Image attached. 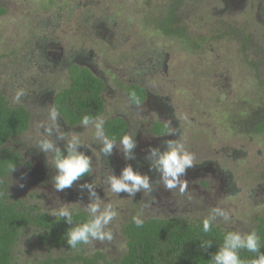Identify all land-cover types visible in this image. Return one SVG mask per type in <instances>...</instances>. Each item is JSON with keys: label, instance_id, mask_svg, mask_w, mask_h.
<instances>
[{"label": "rangeland", "instance_id": "rangeland-1", "mask_svg": "<svg viewBox=\"0 0 264 264\" xmlns=\"http://www.w3.org/2000/svg\"><path fill=\"white\" fill-rule=\"evenodd\" d=\"M172 1L0 0V93L11 107L22 106L30 115L28 131L6 145L22 156L6 178V194L56 218L51 211L65 204L74 213H86L91 201L88 189L80 186L95 184L98 196L118 216L108 226L113 239L92 241L83 248L84 256L100 252L107 262L120 259L126 250L122 226L138 214L143 221L202 222L213 207H221L230 210L231 220L218 217L213 226L241 233L264 220V136L254 130L264 110V0H184L167 15ZM166 16L173 20L166 28L178 35L164 33ZM71 62L104 83L102 118L128 123L136 145L130 155L137 149L144 158H157L150 151H166L169 140L194 153L195 165L181 177L188 184L184 194L158 184L159 173L135 166L121 144L114 145L113 167H107L92 126L70 129L58 120L63 139L57 133L46 137L37 128L53 107L51 94L67 88ZM131 85L146 92L139 106H132L126 95L125 87ZM18 89L25 96L17 103L13 98ZM155 124L165 125L168 133L152 134ZM41 136L60 150L77 136L82 142L78 151L91 160L90 177L56 192L53 153L40 151L36 143ZM150 163L155 169V161ZM129 166L150 178L156 189L152 206L144 208L152 197L143 192L129 199L126 193L117 196L108 190L107 175L119 177ZM22 173L27 177L23 188L18 186ZM62 256L68 255L27 230L12 258L14 264H35Z\"/></svg>", "mask_w": 264, "mask_h": 264}, {"label": "trees", "instance_id": "trees-1", "mask_svg": "<svg viewBox=\"0 0 264 264\" xmlns=\"http://www.w3.org/2000/svg\"><path fill=\"white\" fill-rule=\"evenodd\" d=\"M182 1L184 0H173L167 8V15H173ZM260 12L264 21V4ZM2 14L4 11L0 10V15ZM163 21V27L166 28L173 20L166 16ZM164 33L178 35V31L168 28ZM194 43L192 44L197 47ZM66 70L69 82L67 88L51 94L54 100L52 104L59 111L62 123L66 128H74L81 125V118L86 114L93 118H102L105 110L101 98L105 89L104 83L88 68L75 62L68 63ZM125 91L133 106H139L146 100V92L138 85L125 87ZM133 93L139 99V104L132 99ZM29 122L30 115L25 108L11 107L0 93V264H14L12 258L14 248L22 233L27 230L36 231L40 241L61 248L64 254L68 255L56 259L46 258L35 264H210L211 256L218 250L223 235L229 230L222 231L219 227L213 226L212 231L205 234L202 231V222L181 219H147L139 228L130 220L121 229L125 253L114 262H107L100 252L90 257L84 256L82 252L86 245H81L75 250L69 248L66 233L72 225L67 224L62 218L58 221V218L45 215L38 208L12 201L6 194V178L15 172H10L7 165L12 162L16 170L22 162L21 154L12 151L6 145L9 141L23 136L29 129ZM104 130L110 139H116L117 144L120 137L126 134L127 125L123 120L114 118L105 121ZM254 130L264 136V110L261 111ZM151 132L157 137L165 136L167 127L155 124ZM65 149L60 151L66 155ZM89 177L90 174L81 177L80 180ZM87 218L88 215L84 212L74 213L73 226ZM253 230L264 244V220H260ZM205 239H211L210 247H202V241ZM260 251L264 253V247H261ZM254 255L246 251L240 253L243 260H249Z\"/></svg>", "mask_w": 264, "mask_h": 264}, {"label": "clouds", "instance_id": "clouds-1", "mask_svg": "<svg viewBox=\"0 0 264 264\" xmlns=\"http://www.w3.org/2000/svg\"><path fill=\"white\" fill-rule=\"evenodd\" d=\"M25 96L23 89H18L14 95V102H20L21 98ZM132 99L139 104V99L133 93ZM60 113L55 106L48 110L47 120L39 122L37 128H43L46 137H51L54 133L58 134V138L63 139V134L60 132L58 120ZM188 119L187 115L183 117ZM104 120L101 117L93 118L90 115H84L81 118V126H92L94 129L93 138L102 142L100 151L104 155H110L114 145L115 138H109L105 134ZM172 133H169L171 135ZM42 138L37 140V146L43 153H53V164L56 169V175L53 177V188L56 192H62L70 188L73 182L80 180L81 177L89 175L92 171L91 160L88 156L78 151L81 145V140L77 136H73L66 145V155L55 145L52 139ZM119 143L123 147V151L132 158L130 153L135 148L133 137L124 134L120 137ZM167 143V150L160 153L157 149L150 151L151 156L157 157L155 161V170L159 172L160 179L158 184L162 185L166 190H178L180 194L187 191L188 184L185 179L181 177L186 174V170L192 168L195 163V155L189 151L183 143L177 140H169ZM15 165L10 162L7 168L10 172L15 171ZM26 174H21L18 186L23 188L26 180ZM108 190L118 196L120 193L128 194L129 199L135 197L136 193L143 192L152 197L144 203V208H148L156 203V198L153 196L156 190L150 182V178L134 172L133 169L125 167L121 175L117 177L114 174H108L106 178ZM88 189L90 203L84 208L88 218L75 226H73L74 211L71 205L65 204L58 209L51 211V215L62 218L67 224L72 225L67 231L66 243L71 249H78L81 245H88L92 241H111L113 233L108 226L118 216L111 203H105L98 196L95 191V184L85 183L80 186ZM225 223L231 220L230 210L221 207H213L207 217L202 220V231L207 234L212 231L213 224L217 218ZM136 227L143 226V219L138 214L132 218ZM211 239L202 241V247H210ZM262 244L260 236L255 230L241 233L239 231H227L222 237V243L218 246V250L211 256L210 264H264V253L260 251ZM241 251L255 254L249 260L241 259Z\"/></svg>", "mask_w": 264, "mask_h": 264}, {"label": "flooded vegetation", "instance_id": "flooded-vegetation-1", "mask_svg": "<svg viewBox=\"0 0 264 264\" xmlns=\"http://www.w3.org/2000/svg\"><path fill=\"white\" fill-rule=\"evenodd\" d=\"M53 102V97H51V103ZM104 104V103H103ZM132 105V104H131ZM52 106H53V104H52ZM133 106V105H132ZM26 110V109H25ZM104 114H105V110H104ZM62 119L61 118H59V121L62 123V121H61ZM125 123H126V125H127V131H126V134H128V135H131V132H130V128H129V125H128V123L125 121V120H123ZM63 125H64V123H62ZM65 126V125H64ZM70 129H72V128H70ZM167 133H168V129H167ZM166 133V134H167ZM100 143V142H99ZM115 145H120V143H117V144H115ZM64 148H66V147H64ZM63 148V149H64ZM95 148H97V146L95 145ZM100 149L102 148V145L99 147ZM99 148H98V150H99ZM62 149V150H63ZM131 153H133V152H131ZM54 155V154H53ZM53 155H52V157H53ZM100 156H101V158L105 161L106 160V164L108 165H106L107 167H109L110 169H111V166L113 167V163H112V156H111V154L110 155H104L101 151H100ZM131 161H135V163H134V165L135 166H137V167H141V166H145V168L144 169H146V168H149L150 169V171H151V173L152 172H155V173H159L158 171H156L154 168H152L150 165H151V163L150 162H154V161H156V159L157 158H152V157H150V156H148V157H146V158H144L143 157V155H141L140 153H138L137 152V149H135V152H134V154H131ZM153 159V160H152ZM157 179V178H156Z\"/></svg>", "mask_w": 264, "mask_h": 264}, {"label": "bare ground", "instance_id": "bare-ground-1", "mask_svg": "<svg viewBox=\"0 0 264 264\" xmlns=\"http://www.w3.org/2000/svg\"><path fill=\"white\" fill-rule=\"evenodd\" d=\"M62 46V45H61ZM85 68V67H84ZM54 101V100H53Z\"/></svg>", "mask_w": 264, "mask_h": 264}]
</instances>
